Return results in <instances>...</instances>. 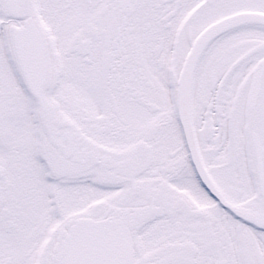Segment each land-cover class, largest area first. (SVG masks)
<instances>
[{
	"label": "snow or ice",
	"instance_id": "snow-or-ice-1",
	"mask_svg": "<svg viewBox=\"0 0 264 264\" xmlns=\"http://www.w3.org/2000/svg\"><path fill=\"white\" fill-rule=\"evenodd\" d=\"M0 264H264V0H0Z\"/></svg>",
	"mask_w": 264,
	"mask_h": 264
}]
</instances>
